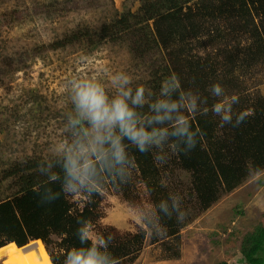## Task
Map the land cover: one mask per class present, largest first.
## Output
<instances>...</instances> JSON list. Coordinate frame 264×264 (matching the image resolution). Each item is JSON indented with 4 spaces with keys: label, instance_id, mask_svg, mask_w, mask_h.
<instances>
[{
    "label": "rangeland",
    "instance_id": "obj_1",
    "mask_svg": "<svg viewBox=\"0 0 264 264\" xmlns=\"http://www.w3.org/2000/svg\"><path fill=\"white\" fill-rule=\"evenodd\" d=\"M146 1L0 0V198L13 194L14 180L4 178L7 171L33 161L42 162L49 158L52 145L58 140L71 139L64 129L70 112L67 81L78 75H96L108 81L112 73L123 71L132 77L133 87L143 86L156 98L158 92L154 88L159 80L154 81L158 79L154 73L170 61L169 52L184 57V52L178 53L183 48L194 58L216 53L208 49L207 41L202 38L187 43L175 40L168 49L152 42L145 23L134 22V16ZM194 1L200 4L204 0ZM123 17H127V22L117 25ZM225 18L215 20L213 26L222 24ZM125 24L132 28L124 30ZM148 26L153 29V21H149ZM103 28L105 32L109 30L105 39L101 36ZM236 40H241L239 47L243 49L250 43L243 33L238 37L236 34L232 44ZM223 73L224 70L219 72ZM233 75L239 77L240 86L247 88L243 97L264 98V55L253 68L248 71L238 68ZM159 77L161 89L164 81ZM222 88L223 102L235 97L232 89ZM188 90L193 91V88L185 83L181 91ZM198 93L207 98L206 103L218 102L219 98L211 94V86ZM195 116L189 115V118ZM216 123L219 137L226 134L232 137L229 124L221 125L219 117ZM244 137L254 143L244 150L254 155L250 147H257L256 135ZM177 154L181 153L169 151L164 163L153 159L159 168L162 187L181 197V210L185 213L177 220L175 228L180 245L177 259L160 258L165 255L161 242H173L169 222L158 215L161 230L157 232L148 225L142 226L134 212L137 206H156L140 180L141 166L137 163L127 182L109 177L90 199L67 196L79 209L86 203L94 204L99 216L92 224L95 232L112 229L121 241L125 236L144 234L141 250L120 259L119 264H248L240 248L247 233L257 225H264V168L203 209L190 194L192 173L179 168ZM154 237L157 243L153 242ZM35 241L42 243L43 257L45 252L47 256L57 254L60 238L56 235H51L46 242L30 239L18 248ZM49 259L53 264L50 256ZM0 264H7L6 258H2Z\"/></svg>",
    "mask_w": 264,
    "mask_h": 264
},
{
    "label": "trees",
    "instance_id": "obj_2",
    "mask_svg": "<svg viewBox=\"0 0 264 264\" xmlns=\"http://www.w3.org/2000/svg\"><path fill=\"white\" fill-rule=\"evenodd\" d=\"M223 16H226L224 22L213 26L214 21L223 20ZM126 18H121L117 25L127 22ZM134 18L135 24L145 23L148 37L165 49L175 40L187 43L202 38L207 41L208 49L212 48L216 52L214 55L211 53L206 57L195 58L183 48L178 53L184 52V57L169 52L170 61L155 71L158 79L154 81H160L159 75L164 82L175 75L180 88L187 83L195 93L205 92L209 86L219 83L232 89L238 98L239 102L233 105V122L228 129L232 137H228V134L219 137L216 134L218 116L211 111L216 101H210L201 105L202 110L207 109L206 114L200 111L193 119L189 118L193 129H199L201 133L196 146L187 153L179 152L181 154L176 157L179 168L192 173L191 196L206 209L219 195L234 190L252 173L264 168V98H249L250 95L243 97L247 88L240 86L239 77L233 75L238 68L246 71L253 68L261 55H264V0H204L200 4L194 0H147ZM149 21H153V29L148 26ZM123 28L128 30L132 26L125 24ZM102 30L101 36L105 39L109 30ZM241 33L247 35L250 42L245 49L239 47L241 40L232 44L235 35L238 37ZM228 66L230 69H225ZM222 70L224 73L220 75ZM159 81L154 88L157 95L160 92ZM144 112H148L147 106ZM239 112L247 115L242 123L233 126L235 114ZM248 134L256 135L258 140L254 141L257 147H250L254 155L244 150L246 146L254 144L251 139L244 137ZM129 153L135 158V163L141 166L140 180L147 187L152 202L157 206L160 201L167 200L170 191L163 188L159 181V168L153 163L154 152L141 153L130 147ZM39 164L40 161H33L6 172L4 178L14 180L13 194L0 198V248L11 243L21 247L30 239L46 242L51 235H56L60 238L57 254L49 253V256L53 264H59L66 252L78 245L75 234L79 221L87 219L94 225L99 216L95 213L94 204L86 203L79 209L64 194L54 201L42 202L40 193L46 180L38 173ZM50 187L55 191L60 190L59 184ZM158 213L161 220L169 222L167 226L171 229V240L175 242H161L165 255L160 258L177 259L180 257V245L179 240H176V215L168 218L162 212ZM98 232L105 236L111 234L114 238L109 251L117 258L118 264L120 259L136 254L142 248L144 234L125 236L126 239L121 241V238L115 237L118 234L112 229H101ZM153 242L157 243L156 237ZM240 251L248 264H264V225H257L245 235Z\"/></svg>",
    "mask_w": 264,
    "mask_h": 264
},
{
    "label": "clouds",
    "instance_id": "obj_3",
    "mask_svg": "<svg viewBox=\"0 0 264 264\" xmlns=\"http://www.w3.org/2000/svg\"><path fill=\"white\" fill-rule=\"evenodd\" d=\"M132 77L126 72L112 73L108 81L96 75L75 76L65 88L70 104L64 129L70 140L61 138L52 145L48 159L40 162L38 173L46 183L40 193L42 202H51L61 194L90 199L103 187L105 178L127 182L135 167L129 148L141 153L155 149L154 159L166 162L168 152H189L201 134L193 129L189 115L201 109L207 98L191 90L181 91L178 78L173 75L164 82L159 95L143 86L133 87ZM211 94L219 98L211 111L223 124H232L233 105L238 98L224 101V90L219 83L211 86ZM145 106L148 112L145 113ZM247 113L235 114V124L243 122ZM59 184L60 190L50 185ZM134 212L140 224L159 232L158 212L177 220L184 217L181 197L170 194L155 207L137 206ZM77 246H72L62 264H118L109 251L111 234L95 232L87 219L79 221L76 230ZM16 245V244H15Z\"/></svg>",
    "mask_w": 264,
    "mask_h": 264
},
{
    "label": "bare ground",
    "instance_id": "obj_4",
    "mask_svg": "<svg viewBox=\"0 0 264 264\" xmlns=\"http://www.w3.org/2000/svg\"><path fill=\"white\" fill-rule=\"evenodd\" d=\"M42 251L40 241H35L23 248H18L14 243H11L0 248V260L6 258L7 264H51L49 256L44 251V258ZM31 258H33L32 261Z\"/></svg>",
    "mask_w": 264,
    "mask_h": 264
}]
</instances>
